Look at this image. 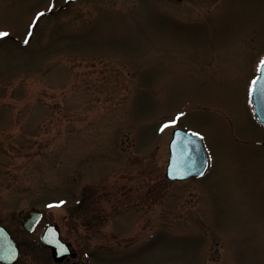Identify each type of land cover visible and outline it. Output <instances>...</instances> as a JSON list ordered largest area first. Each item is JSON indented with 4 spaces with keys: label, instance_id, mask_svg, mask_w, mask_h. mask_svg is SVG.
I'll return each instance as SVG.
<instances>
[{
    "label": "rangeland",
    "instance_id": "obj_1",
    "mask_svg": "<svg viewBox=\"0 0 264 264\" xmlns=\"http://www.w3.org/2000/svg\"><path fill=\"white\" fill-rule=\"evenodd\" d=\"M0 30L14 264H264V0H0ZM175 127L200 133L202 176L166 178ZM52 223L75 257L41 244Z\"/></svg>",
    "mask_w": 264,
    "mask_h": 264
},
{
    "label": "water",
    "instance_id": "obj_2",
    "mask_svg": "<svg viewBox=\"0 0 264 264\" xmlns=\"http://www.w3.org/2000/svg\"><path fill=\"white\" fill-rule=\"evenodd\" d=\"M264 77V71L259 75ZM252 103L255 116L264 126V80L256 83L252 89ZM169 160L165 176L169 180H185L194 176H201L207 168V158L203 145L198 136L176 129L169 144ZM41 213L33 212L23 223V228L33 231ZM42 244L51 250L55 262H61L66 257H75L67 242L60 237L57 224L46 226L41 235ZM20 249L11 234L0 225V261L5 264H14L18 261Z\"/></svg>",
    "mask_w": 264,
    "mask_h": 264
},
{
    "label": "snow or ice",
    "instance_id": "obj_3",
    "mask_svg": "<svg viewBox=\"0 0 264 264\" xmlns=\"http://www.w3.org/2000/svg\"><path fill=\"white\" fill-rule=\"evenodd\" d=\"M6 35H8V33L6 31L0 30V37L6 36ZM258 71H264V58H262L258 63ZM261 80H264V77L257 76L254 78L253 84H252L253 89H255L256 83L261 81ZM181 115H183V114H181ZM173 123H175V121H168V122H166V124L163 127H167L168 124H173ZM161 130H163V128ZM196 135H200V133H196ZM62 203H64V201H58V202H55L54 205H52V206H57L58 204H62Z\"/></svg>",
    "mask_w": 264,
    "mask_h": 264
},
{
    "label": "flooded vegetation",
    "instance_id": "obj_4",
    "mask_svg": "<svg viewBox=\"0 0 264 264\" xmlns=\"http://www.w3.org/2000/svg\"><path fill=\"white\" fill-rule=\"evenodd\" d=\"M250 106H251V104H250ZM251 111H252V106H251ZM252 113H253V112H252ZM175 128H179V127H175ZM175 128H174V129H175ZM174 129H173V130H174ZM173 130H172V132H173ZM172 134H173V133H171V138H170V139H172ZM198 136H199V135H198ZM65 261H67V260H65ZM0 264H2V263H0Z\"/></svg>",
    "mask_w": 264,
    "mask_h": 264
}]
</instances>
